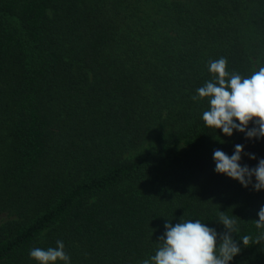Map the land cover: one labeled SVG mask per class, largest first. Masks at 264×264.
<instances>
[{
    "label": "trees",
    "instance_id": "trees-1",
    "mask_svg": "<svg viewBox=\"0 0 264 264\" xmlns=\"http://www.w3.org/2000/svg\"><path fill=\"white\" fill-rule=\"evenodd\" d=\"M220 57L264 66V0H0V264L57 240L70 264H141L166 222L222 233L220 212L239 228L229 264H264V189L213 160L241 144L255 167L264 138L207 127L192 100Z\"/></svg>",
    "mask_w": 264,
    "mask_h": 264
},
{
    "label": "clouds",
    "instance_id": "clouds-1",
    "mask_svg": "<svg viewBox=\"0 0 264 264\" xmlns=\"http://www.w3.org/2000/svg\"><path fill=\"white\" fill-rule=\"evenodd\" d=\"M208 69L214 79L196 90L193 101L207 98L209 107L202 114V120L209 128L220 129L231 137L233 131L245 134L246 139L264 138V66L249 77L227 71V59L220 57L208 62ZM238 121V123H237ZM250 122L254 125L249 128ZM244 146L235 145L234 153L229 156L216 149L213 152L215 172L238 181L244 188L249 185L257 192L264 189V158L259 159L255 167L241 165ZM250 159H257L248 154ZM255 177V183H253ZM218 221L225 231L218 233L200 220H183L173 225L170 221L164 225L165 232L159 238L161 242L155 255L144 259L141 264H229L241 252V247L233 239L239 232L237 220L225 212H220ZM257 229H264V206L254 220ZM219 239V244L217 243ZM247 247L252 237H240ZM264 240V233L255 238L254 243ZM55 247L30 249V258L38 264H70V256L65 251L62 240Z\"/></svg>",
    "mask_w": 264,
    "mask_h": 264
}]
</instances>
